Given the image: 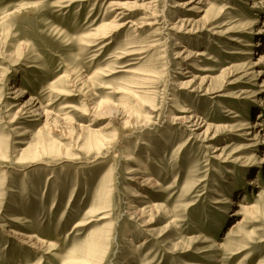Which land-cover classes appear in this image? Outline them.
<instances>
[{
    "label": "rangeland",
    "instance_id": "rangeland-1",
    "mask_svg": "<svg viewBox=\"0 0 264 264\" xmlns=\"http://www.w3.org/2000/svg\"><path fill=\"white\" fill-rule=\"evenodd\" d=\"M115 1L0 0V264L94 242L88 264H264V0H203V17L154 0L151 26ZM185 14L197 27L173 33ZM176 109L215 138L187 139ZM255 120L256 141L236 135Z\"/></svg>",
    "mask_w": 264,
    "mask_h": 264
},
{
    "label": "bare ground",
    "instance_id": "bare-ground-1",
    "mask_svg": "<svg viewBox=\"0 0 264 264\" xmlns=\"http://www.w3.org/2000/svg\"><path fill=\"white\" fill-rule=\"evenodd\" d=\"M100 1V0H99ZM206 1V0H205ZM203 0H199L198 2H196V0H185V1H182V2H179L177 6H179L180 8H185L186 10H195L196 9V13L199 14V13H202V16H204V14H206L208 12V8H206V5H204L202 2H205ZM136 2V1H134ZM154 2V0H151V1H147L146 3H143V4H139V2L137 3L136 2V5L135 6H132L131 3L133 2H130V1H126V2H121L119 0L113 2L112 5L116 6V7H120L122 8L123 10H120L119 11V18H122L125 14H127V11L128 10H132V9H140L143 11V14H144V19L146 20L145 23H143V25H154L157 23V17H159V15H156L155 14V11L151 9V5ZM197 4H200L198 7H196ZM184 9V10H185ZM127 10V11H125ZM187 12V11H186ZM191 12V11H190ZM183 15V14H182ZM193 15V14H192ZM200 17V18H201ZM208 19V18H207ZM199 20L195 18V16H187V14L184 15V17H178L177 20H176V23L171 25V27H169L170 30L173 31V33H190L192 32L197 26H196V23L198 22ZM125 24V23H124ZM116 26V28H114ZM123 26L122 23H117V24H113V27L111 28V30L115 31L119 28H121ZM106 27V26H105ZM106 30V29H105ZM197 30V29H196ZM112 31V32H113ZM181 35V34H180ZM107 36V35H106ZM102 38H105V37H102ZM249 45V44H248ZM133 53V52H132ZM131 53V54H132ZM183 54V53H182ZM181 54V55H182ZM199 54V53H198ZM130 56V55H128ZM184 56V55H183ZM189 55H185L183 58H187ZM197 56V55H196ZM119 58V57H118ZM123 58V57H122ZM238 65V64H237ZM238 67L241 68V66L239 65ZM233 68V67H232ZM254 68V65L253 66H249L246 68V71L247 74H250V72H248L249 70H252ZM231 69V68H230ZM237 69V68H236ZM239 69V68H238ZM230 72V71H229ZM252 75V74H251ZM243 76V75H242ZM149 77V76H148ZM152 77V76H151ZM196 77V76H195ZM203 80H206V79H203L201 78L199 80V82H197V80L193 79L191 82H190V88L191 90H197V91H200L202 92L203 91V94H208L210 92L213 91V89H210L208 87H205L204 89V84H203ZM254 80V79H252ZM147 81V80H145ZM144 81V82H145ZM238 81V80H236ZM235 82V81H234ZM263 82V81H262ZM205 83V82H204ZM261 86V85H260ZM262 87V86H261ZM261 89V88H260ZM215 90V89H214ZM219 90V89H218ZM215 92V91H214ZM262 92V90H259V94ZM214 94V93H213ZM215 96V95H214ZM217 97H222V96H225L224 94H222L221 92L218 93V95H216ZM227 96V95H226ZM213 98V97H212ZM34 103V102H33ZM261 106V105H260ZM179 113H181V115H178V116H175L173 119L176 121V122H179V123H183L185 126H186V129L190 132L189 133V136L187 137V139H193V138H197V137H200L202 136V140L203 141H208V140H212L215 138V134L211 135V137H209V133L211 134V131L212 129L208 128V127H205L204 130L201 132H199V130H201V128L203 127V125L205 123L199 121L200 120V117L199 116H196V114H194L193 111H183V110H179V109H176ZM264 111V109L260 110L259 112H262ZM223 112L226 114L229 112L228 109H225L223 110ZM185 113H188V114H185ZM223 113V114H224ZM239 114L235 113L232 115V118H236L238 117ZM258 116H263L258 114ZM255 122V124L252 123V125H249L247 126L246 128L245 127H241L237 130H241L242 132H238L236 135L238 136H243V137H246L250 142L251 141H256L257 138L259 137V134L257 133V131L259 130H255L259 125V120H255L253 121ZM207 126V125H206ZM219 128H223L224 130L225 129H230L228 128L226 125H224V127L222 126H218ZM252 128V129H251ZM246 129H249L248 131H245ZM233 130V129H231ZM230 130V131H231ZM218 149L215 147L211 148L210 152H211V155L210 157H213L215 154V152L217 151ZM219 155V154H218ZM216 156V155H215ZM214 156V157H215ZM213 157V158H214ZM36 160V159H34ZM33 163V162H32ZM139 166H142L141 164ZM133 180H135L136 182V185L138 186V184L142 185V186H149L151 184V179L148 178V177H145L144 175V172L142 170L139 171V173L135 174L133 177ZM176 180V178L174 179ZM148 188V187H147ZM136 192V191H135ZM136 196L137 197H140V198H146L147 195L145 193H136ZM134 203V202H133ZM103 206V205H102ZM133 206V205H131ZM239 206H242V205H239ZM134 207V208H133ZM133 213L134 214H139L141 216L145 215L146 212H149L150 210H146L145 207L143 208H137L136 205L133 206ZM150 207V205H149ZM153 207V206H152ZM131 208V209H132ZM151 208V207H150ZM156 208V207H155ZM152 211V210H151ZM94 212V210L92 209L89 213L92 214ZM105 213V211H104ZM133 214V215H134ZM105 215V214H103ZM143 220V219H142ZM152 223V218H148L146 221H145V225L147 226V224H151ZM170 224V223H168ZM238 224V222H237ZM82 224L81 223H77L74 225L73 228H78L79 226H81ZM169 227V226H168ZM167 227V228H168ZM236 225H233L231 229L235 228ZM166 228V227H165ZM17 237L19 238H22V240L24 241L25 244H27V246H31L32 248H35V249H38L39 250V247L43 246V243L44 242H38V240L34 242V240H32L33 242H31V239H29V243L27 242L26 239H28V235L26 233H22L21 231L18 232V234H15ZM15 237V236H14ZM32 238V237H31ZM26 240V241H25ZM145 241H143L142 243H140L139 245L137 246H141ZM96 243V244H95ZM97 245V242H94L92 243L91 245H89V248L85 251V258L83 260H80L79 257H73L71 254L67 260L63 261L62 264H88V262H90L89 260H91L92 258H94V251H95V247ZM79 252V251H78ZM77 253V252H75ZM93 263V262H92Z\"/></svg>",
    "mask_w": 264,
    "mask_h": 264
}]
</instances>
